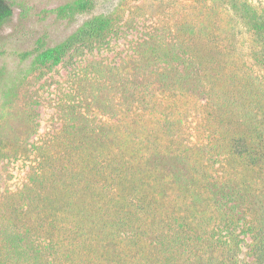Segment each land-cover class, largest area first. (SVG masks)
Wrapping results in <instances>:
<instances>
[{
    "label": "rangeland",
    "instance_id": "rangeland-1",
    "mask_svg": "<svg viewBox=\"0 0 264 264\" xmlns=\"http://www.w3.org/2000/svg\"><path fill=\"white\" fill-rule=\"evenodd\" d=\"M8 1L0 264H253L264 0ZM97 15L105 45L32 65Z\"/></svg>",
    "mask_w": 264,
    "mask_h": 264
},
{
    "label": "trees",
    "instance_id": "trees-1",
    "mask_svg": "<svg viewBox=\"0 0 264 264\" xmlns=\"http://www.w3.org/2000/svg\"><path fill=\"white\" fill-rule=\"evenodd\" d=\"M95 6L94 0H76L73 4L66 5L60 10L69 11L70 16L87 13ZM62 10V11H63ZM14 10L8 0H0V28L13 18ZM256 31H264L263 26H254ZM113 30V20L105 15L93 16L85 20L79 28L68 36L65 40L54 47L38 54L32 61L35 67H56L61 64L63 59L72 52H82L102 47L107 43V39ZM264 155V147L262 148ZM257 242L255 243V260L253 264H264V229L261 228L256 233ZM24 239V238H23ZM16 253H27L21 250L20 245L16 246ZM23 248V247H22ZM223 264H240L234 257L227 258Z\"/></svg>",
    "mask_w": 264,
    "mask_h": 264
}]
</instances>
